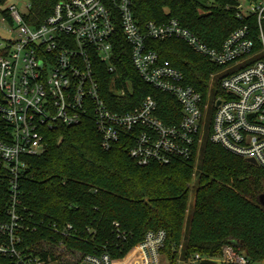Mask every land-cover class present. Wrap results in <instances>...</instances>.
I'll return each mask as SVG.
<instances>
[{"label":"built area","instance_id":"1","mask_svg":"<svg viewBox=\"0 0 264 264\" xmlns=\"http://www.w3.org/2000/svg\"><path fill=\"white\" fill-rule=\"evenodd\" d=\"M105 1L59 2L40 24L27 18L30 6L21 0L9 2L1 14L2 24L16 35L13 40L0 39V117L9 127L5 139L0 140V163L11 178L7 220H0V258L11 264H59L52 253L35 252L29 237L38 227L30 222V216L24 217L18 201L19 181L29 167L28 159L48 151L47 134L59 126L93 121L104 151L121 144L142 167L191 158L198 154L207 131L213 144L247 161L253 159L264 169V4L237 0L239 18L258 17L260 43L256 49L248 26L233 31L216 48L177 19L162 24L149 21L142 28L133 13V0H109L112 8ZM118 28L143 82L179 103L178 123H164L152 97L129 112L109 107L95 64H105L111 74L116 72L113 50ZM168 39L182 41L219 68L211 74L206 94L185 84L183 74L147 44L148 40ZM118 79V75L112 78L109 91L124 97L126 90L116 89ZM51 229L62 238L55 239L60 249L64 238L77 237L71 224ZM165 240V231H149L122 264H169L162 253ZM180 249L173 251L180 254ZM163 257L168 263H163ZM206 260L253 264L232 246L224 247L218 258L196 255L184 264ZM78 264L118 263L108 252H101L85 255Z\"/></svg>","mask_w":264,"mask_h":264},{"label":"trees","instance_id":"2","mask_svg":"<svg viewBox=\"0 0 264 264\" xmlns=\"http://www.w3.org/2000/svg\"><path fill=\"white\" fill-rule=\"evenodd\" d=\"M11 1L0 0L2 15ZM21 1L30 6L27 18L40 24L59 2L70 0ZM105 2L112 8L109 0ZM237 6V0H133V13L142 28L149 21L162 24L177 19L216 48L233 31L248 26L258 49V17L239 18ZM261 24L264 33V12ZM147 44L183 74L185 84L207 93L210 76L218 67L177 39L148 40ZM113 64L114 74L105 64H95L101 90L112 110L129 112L152 97L164 123L180 121L177 100L145 84L135 71L120 28L114 41ZM116 75V89H125L124 97L109 91ZM8 132L0 117V140ZM47 138L48 151L28 159L29 167L19 181V208L38 227L29 237L35 252L52 253L59 264H78L85 255L101 252L121 258L149 231L162 230L166 233L162 253L169 264H184L196 255L218 258L226 246L234 247L253 264L264 261V207L259 201L264 195V169L213 144L208 135L191 158L144 167L137 165L121 144L104 151L93 121L59 126L48 132ZM10 181L0 163V220H7ZM67 224L74 227L77 237L64 238V248L60 249L55 239L62 238L51 227ZM180 247V254L173 251ZM0 264L11 262L0 258ZM199 264L217 263L206 260Z\"/></svg>","mask_w":264,"mask_h":264},{"label":"rangeland","instance_id":"3","mask_svg":"<svg viewBox=\"0 0 264 264\" xmlns=\"http://www.w3.org/2000/svg\"><path fill=\"white\" fill-rule=\"evenodd\" d=\"M259 2H261V3H263L264 4V0H259ZM5 7H7V6H5ZM3 8L4 10L6 9V8ZM15 34H13L11 31H10V29L7 27V26H5V25H3L2 24V16H1V13H0V39L1 40H13L14 38H15ZM240 68H236L235 70H239ZM235 70H232L231 72H233V71H235ZM215 74V73H214ZM216 89H217V86L215 85L213 88H212V93H214L215 91H216ZM206 134H207V131H206ZM205 134V137H203L204 139H203V141H202V143H201V146H202V144L204 143V140L206 139V137H207V135ZM201 146H200V148H201ZM200 148H199V150H200ZM200 155V154H199ZM197 164H199V157H198V161H197ZM194 180H196V178H194ZM193 197H194V192H192V194H191V201H190V204H192L193 203ZM134 248H132L130 251H132ZM129 253L130 252H128L125 256H123V257H121V258H115V260H116V262L118 263V264H122L124 261L126 262V261H128V257L130 256L129 255ZM163 263H165V262H167L166 261V259L163 257ZM169 262V261H168ZM167 262V263H168Z\"/></svg>","mask_w":264,"mask_h":264},{"label":"water","instance_id":"4","mask_svg":"<svg viewBox=\"0 0 264 264\" xmlns=\"http://www.w3.org/2000/svg\"><path fill=\"white\" fill-rule=\"evenodd\" d=\"M218 105H219V103H218ZM248 162L250 164L256 165V162L253 159H249ZM259 201H260V204L264 207V195L260 196Z\"/></svg>","mask_w":264,"mask_h":264}]
</instances>
